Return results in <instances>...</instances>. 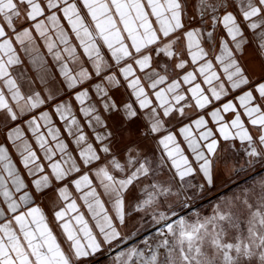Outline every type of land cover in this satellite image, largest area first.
<instances>
[{
	"label": "snow or ice",
	"instance_id": "obj_1",
	"mask_svg": "<svg viewBox=\"0 0 264 264\" xmlns=\"http://www.w3.org/2000/svg\"><path fill=\"white\" fill-rule=\"evenodd\" d=\"M0 38V264H264V0H0Z\"/></svg>",
	"mask_w": 264,
	"mask_h": 264
},
{
	"label": "crops",
	"instance_id": "obj_2",
	"mask_svg": "<svg viewBox=\"0 0 264 264\" xmlns=\"http://www.w3.org/2000/svg\"><path fill=\"white\" fill-rule=\"evenodd\" d=\"M3 38H0V42H2ZM12 46L14 48H19V45L17 44V42L15 40L12 41ZM41 48L42 51L45 55V58L49 61V64L51 63V58L47 56V50L43 47V44L41 42ZM43 80L44 83L40 84L38 83V90L41 93V97L46 101L45 105H41L39 111H43V110H47V105H48V101H47V96L49 94H51V89H50V75L45 73L43 75ZM45 89H49V91H45ZM49 127V125H44L43 122H41V130L45 133V135L47 136V128ZM63 131V129H62ZM47 147V146H46ZM38 155H41V159L43 160V154L42 153H38ZM23 192V189H21V193ZM19 195V193H18Z\"/></svg>",
	"mask_w": 264,
	"mask_h": 264
}]
</instances>
